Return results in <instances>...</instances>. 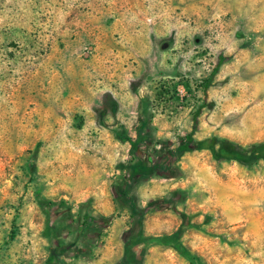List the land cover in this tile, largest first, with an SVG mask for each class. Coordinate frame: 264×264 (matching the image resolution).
Instances as JSON below:
<instances>
[{
	"label": "rangeland",
	"instance_id": "obj_1",
	"mask_svg": "<svg viewBox=\"0 0 264 264\" xmlns=\"http://www.w3.org/2000/svg\"><path fill=\"white\" fill-rule=\"evenodd\" d=\"M191 132L264 142V0H0V264H264V159Z\"/></svg>",
	"mask_w": 264,
	"mask_h": 264
},
{
	"label": "trees",
	"instance_id": "obj_2",
	"mask_svg": "<svg viewBox=\"0 0 264 264\" xmlns=\"http://www.w3.org/2000/svg\"><path fill=\"white\" fill-rule=\"evenodd\" d=\"M212 75L213 73L209 78H207L205 85L206 87L209 85ZM199 113L200 112L197 111L194 115L193 130H195L197 127ZM136 144L137 140L132 141L133 147L136 146ZM193 149H209L216 159H233L238 161H254L258 159H264V142L255 145L250 152L244 153L240 151L236 147V145L229 140H222L216 136H212L196 141L194 139L193 132H191L181 139L180 144L178 146V151L182 152ZM164 167V163H155L148 167H143L141 163H137L133 171L132 180H136L139 176L143 174H152L155 171L164 169ZM168 167L169 166H166V168ZM129 187L130 186H128V188ZM126 201L131 202L130 197H127ZM50 238L54 242V245L52 246V254L47 260L48 264L52 263L55 260V250L57 247V240L53 233H50ZM129 244L130 242L127 243V246H129Z\"/></svg>",
	"mask_w": 264,
	"mask_h": 264
}]
</instances>
